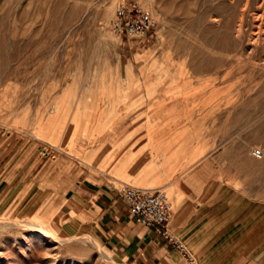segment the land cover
I'll return each instance as SVG.
<instances>
[{
  "label": "rangeland",
  "instance_id": "1",
  "mask_svg": "<svg viewBox=\"0 0 264 264\" xmlns=\"http://www.w3.org/2000/svg\"><path fill=\"white\" fill-rule=\"evenodd\" d=\"M119 1L0 0L1 139L119 178L141 159L144 177L174 182L159 187L171 226L200 209L219 215V231L198 239L211 248L184 240L197 264H264V48L252 45L261 0L244 13L248 0H139L158 21L142 38L113 32ZM126 128L139 145H108ZM106 258L91 237L0 210V264Z\"/></svg>",
  "mask_w": 264,
  "mask_h": 264
},
{
  "label": "crops",
  "instance_id": "2",
  "mask_svg": "<svg viewBox=\"0 0 264 264\" xmlns=\"http://www.w3.org/2000/svg\"><path fill=\"white\" fill-rule=\"evenodd\" d=\"M140 137L139 130L117 129L108 135V145L125 138L128 144L139 145ZM8 145L0 137V210L10 206L28 209L59 235L91 237L106 250L109 264H186L163 237L131 216L122 198L126 185L156 189L174 183L159 181L156 175L144 177L141 159L125 165L123 178H119L67 153L47 156L34 146ZM174 215L169 226L183 241L193 249L211 248L198 239L219 231L215 228L220 224L217 212L200 209L183 220L178 217L181 223L173 227ZM232 264L247 263L236 260Z\"/></svg>",
  "mask_w": 264,
  "mask_h": 264
},
{
  "label": "built area",
  "instance_id": "3",
  "mask_svg": "<svg viewBox=\"0 0 264 264\" xmlns=\"http://www.w3.org/2000/svg\"><path fill=\"white\" fill-rule=\"evenodd\" d=\"M158 25L157 18L139 0H120L111 22L113 32L121 37L142 38L149 35ZM252 155L262 157V151L254 148ZM131 216L141 225L152 228L169 245L179 251L186 264H197L186 243L170 228L173 215L172 202L162 188L147 189L126 185L121 191Z\"/></svg>",
  "mask_w": 264,
  "mask_h": 264
},
{
  "label": "bare ground",
  "instance_id": "4",
  "mask_svg": "<svg viewBox=\"0 0 264 264\" xmlns=\"http://www.w3.org/2000/svg\"><path fill=\"white\" fill-rule=\"evenodd\" d=\"M248 2L249 0L247 1L246 4L243 5L244 9L242 10V13H244V10L249 7ZM258 9H259V12L257 13V17H256L258 20V24L256 25V28L253 34L255 38H254V41L252 42L253 55H256V52H258L259 45H262L264 48V0H261V3L259 4Z\"/></svg>",
  "mask_w": 264,
  "mask_h": 264
}]
</instances>
